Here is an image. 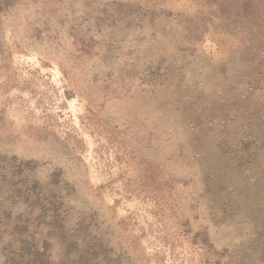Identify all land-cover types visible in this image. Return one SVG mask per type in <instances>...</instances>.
Here are the masks:
<instances>
[{
	"label": "rangeland",
	"instance_id": "374dc122",
	"mask_svg": "<svg viewBox=\"0 0 264 264\" xmlns=\"http://www.w3.org/2000/svg\"><path fill=\"white\" fill-rule=\"evenodd\" d=\"M0 264H264V0H0Z\"/></svg>",
	"mask_w": 264,
	"mask_h": 264
}]
</instances>
